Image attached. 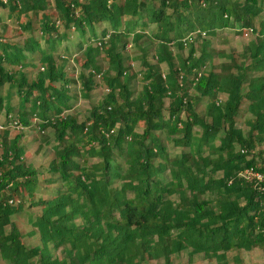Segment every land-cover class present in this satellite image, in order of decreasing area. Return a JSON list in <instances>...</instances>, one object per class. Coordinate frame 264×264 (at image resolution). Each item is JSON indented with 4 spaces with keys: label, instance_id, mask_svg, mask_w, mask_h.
<instances>
[{
    "label": "trees",
    "instance_id": "obj_1",
    "mask_svg": "<svg viewBox=\"0 0 264 264\" xmlns=\"http://www.w3.org/2000/svg\"><path fill=\"white\" fill-rule=\"evenodd\" d=\"M53 1L49 9L48 0H0V8L34 17L39 33L30 32L27 20L18 24L30 33L20 47L0 39V87L7 84L5 98L15 89L22 108L11 117L5 104V116L20 130L48 131L50 141L40 136L51 154L42 167L49 176L43 190L59 184L34 199L39 176L22 161V135L7 139L0 128V260L174 264L183 252L184 264L195 256L241 264L242 252L264 245L262 193L237 176L247 166L264 168V0ZM101 23L95 35L93 26ZM233 29L251 30L237 56L209 51L199 35ZM68 30L80 38L82 98L100 83L107 90L82 121L63 114L74 100L68 95L74 82L54 53ZM191 33L195 40L185 42ZM129 44L137 56H124ZM214 56L223 60L217 66L210 64ZM31 62L38 69L28 81L21 68ZM168 142L177 155L168 154ZM24 200L39 210L27 217L26 236L35 238L29 247L11 220Z\"/></svg>",
    "mask_w": 264,
    "mask_h": 264
},
{
    "label": "rangeland",
    "instance_id": "obj_2",
    "mask_svg": "<svg viewBox=\"0 0 264 264\" xmlns=\"http://www.w3.org/2000/svg\"><path fill=\"white\" fill-rule=\"evenodd\" d=\"M5 1V0H2ZM80 1H85L86 0H80ZM53 0H48V7L51 9L53 7ZM17 15V17H16ZM28 14L27 16H29ZM30 20L31 23V30L30 32L34 34V36H37L39 33L37 32V28L35 26V21L36 19L34 17H26L23 14H13L8 12L7 7L5 8H0V39H4L6 42L13 43V45H17L20 47L22 45V42L29 36V31H24L21 30V27H19L18 24H23L25 21ZM54 26L56 27L57 31H61V24L58 21H55ZM105 27L104 24H95L93 26V32L95 35L99 34L100 28ZM152 25H148L146 28L147 31L152 29ZM248 29H245L242 31L237 32L236 29L233 30H223V31H218L213 37H208L204 36V39L208 41L209 46L208 50L211 52H221L224 55L227 56H237L243 49V45L247 41L251 39V32H247ZM247 32V36H244V33ZM66 33V38L63 39V41L56 47L55 49V55L62 60H58L59 62H62L63 68L67 74L71 76L73 79L74 85L69 86V93L68 95L72 97L74 100L70 101L69 104H71V107L69 110L63 112V114L71 113L74 114L79 121H82L85 119L88 115V111L92 103L98 101L103 93H105L104 90V85L100 83L99 85L96 86V88L92 89V92L89 93V99H84L82 98L79 90H80V82L77 79L78 74L81 72L83 73L82 68H80V64L83 62V55L78 52V42H80V38L75 33L74 30H68L65 32ZM198 44H200V39L196 41L194 45L195 48H197ZM41 47L45 48L44 43L40 41ZM129 50L127 54L124 53V56L128 57H135L138 55L137 52L134 51L133 46L130 44L126 48ZM187 55L186 48L183 49L182 56L185 58ZM77 57L76 61H74V58ZM32 58H36L37 54L34 53L31 56ZM197 57V55L195 56ZM149 58V57H148ZM147 58V60H148ZM222 58L220 57H213L212 60L210 61L211 65L217 66L219 62H222ZM95 62L99 65V68L101 72H105L106 68L104 66V63L102 61L101 57H96ZM149 63H151V60H148ZM32 66H26L24 68H21V71L25 73L27 80L34 79L35 73L38 69L37 62H31ZM131 67H133L134 71H137L139 67L137 66V62L133 61L131 63ZM5 70L9 69L7 67H4ZM161 72L163 73L165 71V67L161 66ZM85 74V72H84ZM98 77H95V81L97 82ZM96 84V83H95ZM140 88V81L134 84V86L131 87V90L133 92V95H135ZM7 89V84H4L0 87V127L1 129H5L6 131V137L7 139H10L14 135H22V139L20 140V147L23 148L24 154H23V163L29 164L32 168H34L37 172L38 177V188L34 192V199H37L39 197L45 198L46 196L50 195L53 193L52 190H55L59 184H54L51 187H49L50 191H44L43 188L47 187L44 186V179L49 180V176L44 173L43 171V165L50 160L51 154H50V147L49 145H43L42 140H41V135L46 136L48 139L50 138L48 131H43V134H39L36 127H29V128H23L21 130H12L8 126L2 128V124H4V121L7 119L5 116L6 110H5V104L12 106L13 110L10 111V116L11 117H16L18 112L20 110L18 98L15 95V89H11L10 96L5 98V92ZM221 98V97H219ZM18 102V103H17ZM165 105L167 104L166 100H164ZM19 106V107H18ZM24 111L28 114V107L29 105L26 103L23 104ZM196 113L200 114L201 113V107L197 109ZM30 118V119H29ZM30 122L37 123L38 119L35 117H30L29 116ZM17 121V120H15ZM240 130L243 132L246 128L243 126V123L241 121L237 122ZM0 129V133L1 130ZM139 127L135 129V131L139 132ZM159 136V135H158ZM161 137V136H160ZM50 141V139H49ZM167 152L170 156L177 155L179 153L178 148H174L171 146V144L168 142L167 143ZM256 150L254 151V153ZM247 157L246 159H249ZM96 159L94 160H89L90 163H94ZM1 195H4L5 193L2 191L0 192ZM27 201H23V205L20 213L16 214L15 216L11 217V220L13 224L15 225L16 229L20 232L22 236V244L23 247H29L35 244V238L34 237H27L26 233L32 230L29 222L27 221V217L29 215H35L39 213L38 208L32 207V208H27ZM7 229V228H6ZM57 255V254H56ZM58 256V255H57ZM233 255H229V262L231 261V257ZM240 261L241 264H264V245L261 247H256L251 249L250 251L247 252H242L240 254ZM188 260V257L186 253H180L178 256L174 257L173 263L174 264H184ZM0 264H6L2 260H0ZM149 264H155L154 261H149ZM189 264H209V262L205 259H202L200 256H195L192 258L191 261H189ZM232 264V263H229Z\"/></svg>",
    "mask_w": 264,
    "mask_h": 264
},
{
    "label": "built area",
    "instance_id": "obj_3",
    "mask_svg": "<svg viewBox=\"0 0 264 264\" xmlns=\"http://www.w3.org/2000/svg\"><path fill=\"white\" fill-rule=\"evenodd\" d=\"M2 1V0H1ZM3 3L5 1H2ZM248 33L251 32L250 29H248L247 31ZM247 32L244 33V36H247ZM196 33L194 34H189L184 38L185 42H192L193 40H195L196 38ZM201 38H204L205 34L203 32L199 33ZM98 77V76H96ZM105 92H107L106 89H104ZM7 120H8V127L11 128L12 130H20L18 122L11 119L10 116H7ZM1 128V127H0ZM238 178L251 183L254 185V187L262 193V204H264V168L260 169V168H254L252 166H247L241 170L238 171ZM7 204H12L10 200L7 201Z\"/></svg>",
    "mask_w": 264,
    "mask_h": 264
},
{
    "label": "crops",
    "instance_id": "obj_4",
    "mask_svg": "<svg viewBox=\"0 0 264 264\" xmlns=\"http://www.w3.org/2000/svg\"><path fill=\"white\" fill-rule=\"evenodd\" d=\"M105 89V88H104Z\"/></svg>",
    "mask_w": 264,
    "mask_h": 264
}]
</instances>
